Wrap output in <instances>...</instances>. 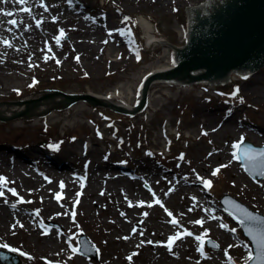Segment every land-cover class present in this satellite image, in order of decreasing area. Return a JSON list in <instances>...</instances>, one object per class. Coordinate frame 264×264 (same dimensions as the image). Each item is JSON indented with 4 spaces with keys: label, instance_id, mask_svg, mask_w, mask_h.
Listing matches in <instances>:
<instances>
[{
    "label": "rangeland",
    "instance_id": "rangeland-1",
    "mask_svg": "<svg viewBox=\"0 0 264 264\" xmlns=\"http://www.w3.org/2000/svg\"><path fill=\"white\" fill-rule=\"evenodd\" d=\"M209 1L67 0L77 19L71 29L81 24L100 29L93 59L97 70L82 64L69 34L59 43L55 35L44 45L39 38L26 45H36L33 54L8 49L16 55L11 71L23 83L0 90V103L56 91L103 94L121 86L126 102L134 106L151 66L172 65L173 47L184 45L190 8ZM143 22L170 48L149 46ZM4 54L0 50V58ZM45 55H50L49 63ZM38 57L44 62L34 65ZM238 75L224 84L206 81L179 89L155 80L147 90L154 106L132 116L81 100L84 107L67 114L58 106L36 119L0 121V239L21 249V264H246L249 245L219 199L229 195L264 216V180H252L243 171L232 147L244 140L258 145L252 135L264 139L252 132H264V68L246 79ZM225 120L235 128L224 133ZM29 152L37 166L23 163ZM45 173L52 180L45 181ZM78 175L87 180L84 187ZM110 179L120 183L112 185ZM169 213L182 231L170 224ZM52 223L66 229L65 237L59 232L42 237L38 226L46 229ZM184 229L193 236L184 235ZM80 233L96 247L97 260H86L64 244L66 238L77 249ZM177 234L169 251V239Z\"/></svg>",
    "mask_w": 264,
    "mask_h": 264
},
{
    "label": "water",
    "instance_id": "water-1",
    "mask_svg": "<svg viewBox=\"0 0 264 264\" xmlns=\"http://www.w3.org/2000/svg\"><path fill=\"white\" fill-rule=\"evenodd\" d=\"M190 16L187 43L181 48L174 47L175 68L162 73L161 79L187 84L199 79L219 78V84H224L225 73L248 70L255 75L258 69L264 67V0H212L191 7ZM155 77L146 80L140 103L131 113L138 112L144 106L148 86ZM61 94L56 91L48 96ZM64 98L68 105L78 100L104 105L91 95H64ZM37 104L38 101H35L31 105L35 107ZM116 108L126 112L121 107ZM28 114L26 109L12 118ZM8 119L10 118L0 117L1 121ZM262 152L264 147H254L248 142L240 148L241 161L252 176L264 177L261 174L264 173V160L260 163L249 161L251 153L256 155ZM222 200L230 215L252 242L255 257L249 264H264V233L258 229L264 223L263 217L229 196ZM256 229L258 234L253 232ZM0 254L8 259L13 258L9 254ZM0 264H19V261Z\"/></svg>",
    "mask_w": 264,
    "mask_h": 264
},
{
    "label": "bare ground",
    "instance_id": "bare-ground-1",
    "mask_svg": "<svg viewBox=\"0 0 264 264\" xmlns=\"http://www.w3.org/2000/svg\"><path fill=\"white\" fill-rule=\"evenodd\" d=\"M161 1V0H160ZM43 4L47 6V11L44 10V7H41L40 5ZM28 8L31 10V14L29 15L28 12H25L23 9ZM68 10H71L69 8L67 0H26V3L20 4L17 2V0H0V50H3L6 52V54L3 55L2 58H0L1 66H0V90L6 91L11 89V86L13 84H22L23 80L18 77L17 75H14L11 71V59L15 57L16 55L14 53H11L8 51V49H17L18 47L24 49L22 50L21 54H26L28 52H31L32 54L35 53V47L36 45L32 46L31 49H26V45L29 42H33V44H37L39 38H42L41 44L44 45L47 40H51L52 35H61V31L63 32V35H61L62 39L64 36V33L69 34L70 38L68 39V42H73L69 43L72 46L75 47V50H78L80 53V56L82 57L81 62L84 66L92 68L91 66L94 65L92 70H97L98 65L96 64V60H93L97 57V53L95 48L100 44V40L102 39V34L100 33V29L92 27V26H85V25H77L73 27L72 29L70 26L77 21L76 17H74ZM5 12H11L13 13L12 16H6L3 15ZM190 15V11L188 13ZM10 20H15L16 24L12 25L8 23ZM37 21H40L39 27H37ZM45 21H49L50 23L45 24ZM106 23V22H105ZM104 22L102 24L105 25ZM58 25L59 27H56ZM142 26L145 29L147 39L150 41L151 45L152 44H165L166 47H169V43L166 40H163L162 38L158 37H153L151 34L150 30H146V23H142ZM100 28H103L102 26H99ZM69 33H68V29ZM78 40V41H77ZM5 41H7L8 45L5 44ZM77 42V43H76ZM2 45L7 46L4 48ZM45 49V47H43ZM25 51V52H24ZM170 51V49H169ZM36 56V55H35ZM46 58L44 61L49 63V57L50 55H45ZM54 58V57H52ZM33 60V58H32ZM42 59L38 57L35 62V64L43 63L44 61H41ZM162 61V59H161ZM100 61V65H101ZM28 67L32 68L33 64L28 61L27 64ZM171 66L169 63L164 64V65H157L154 64L151 66L149 70V74L154 73L153 76H156L154 79L158 80L155 83H166L167 85L170 84H176L177 88L180 87H186V86H192L195 84H205L206 81L210 82L207 83L209 86L217 85L219 84V78L211 79H199L198 81L194 83H187V85H183L182 83L179 82H164L160 81V75L165 72L167 69H171ZM22 68V67H21ZM261 69H258L257 71H260ZM24 71V70H22ZM243 71L239 72H228L224 74V80H229V78H232L233 75L241 74ZM28 73V71H26ZM244 73L241 74L244 75L245 77H240L242 79H246L250 76H253L252 73H249L248 70H246ZM225 80V81H226ZM251 80V79H250ZM250 83V82H249ZM179 87V88H180ZM123 87L119 86L117 89L115 88L112 91H109L107 93H87L96 99L100 101L103 106H108L111 109H115L116 106L121 107L124 109L126 112H131L132 109L134 108L132 104H129L126 102V97H123L126 92L121 90ZM178 88V89H179ZM185 90V88H183ZM117 94L119 97H117ZM128 94V93H127ZM264 94V93H263ZM47 95H36V97H31L25 98L19 101H15L13 103H0V117H13L17 115L20 110H24L25 108L27 109V112L29 114L27 116H21L18 118H27V119H32L36 117H41V115L45 113H49L50 109H53L55 107H58V110H63L62 112L69 113L70 110L76 111V107L83 106V103H76L73 106L68 105L67 101L65 100L64 96L62 95H56L53 97H49ZM78 95V94H77ZM134 95V94H133ZM49 97V98H48ZM122 97V101H117V99H120ZM35 101H38V104L33 107L31 104H33ZM153 100H151V93H149L147 97V103L144 106V108L135 114H130V113H125L130 115H137V114H142L145 110H150L153 105ZM67 109V110H65ZM65 110V111H64ZM51 116V118L54 116V112L50 113L47 115V117ZM56 116H58V112H56ZM228 120H225L224 128L223 131L224 133L231 129V127L235 128L230 122L226 123ZM250 130V128H246ZM252 132L254 133H261L264 137V132L260 128L258 129H252ZM234 134V133H233ZM258 145L264 144V139H257L253 135L251 136ZM7 153L5 152V157ZM1 157V156H0ZM5 159V158H4ZM23 163L27 164L28 166L34 165V162L36 161V158L34 157V154L29 152L27 153V157L22 158ZM62 166L65 167L64 163H62ZM18 170V168L16 167ZM16 170V172H17ZM24 172V171H22ZM94 172H92V175ZM104 176V175H103ZM107 177H111V175H108ZM122 180V179H120ZM111 184L114 185L116 183H120V181L116 182L114 179H110ZM192 182H189L191 184ZM9 215V214H8ZM6 217V216H4ZM165 230V229H164ZM42 237H50V235L42 234ZM1 244H8L9 246L13 247L15 250H17V246L11 242L4 241L3 239H0ZM53 247V244L50 245ZM19 248V247H18ZM20 249V248H19ZM19 256V255H18ZM46 258V257H44ZM74 258L69 255V260H73ZM69 260H64V261H69ZM53 261V260H51Z\"/></svg>",
    "mask_w": 264,
    "mask_h": 264
},
{
    "label": "snow or ice",
    "instance_id": "snow-or-ice-1",
    "mask_svg": "<svg viewBox=\"0 0 264 264\" xmlns=\"http://www.w3.org/2000/svg\"><path fill=\"white\" fill-rule=\"evenodd\" d=\"M17 2L20 3V4H24V3H26V0H17ZM40 6H41V7H44V10H45V11L48 10V9H47V6H45V5H43V4H41ZM23 10H24L25 12H28L29 15L31 14V10H30V9H28V8H24ZM3 15H6V16H12L13 13H11V12H5V13H3ZM125 19L127 20V18H125ZM8 23H10V24H12V25H15V24H16V21H15V20H10V21H8ZM39 24H40V21H37V27H39ZM61 35H63V32H62V31H61ZM57 43H59V40H57ZM5 44H6L7 46H11V45H8V44H7V41H5ZM57 63H59V62H57ZM232 147L235 148V149H239V148H240V144H233ZM247 151H248V150H246V152H247ZM236 155H237V154L234 152V153H233V156L235 157ZM261 155H264V152H262ZM222 167H223V166H222ZM218 171H219V169H216L212 174H213V175H216ZM261 174L264 175V173H261ZM2 183H4V178H3V177H0V184H2ZM205 184L207 185L208 182L205 181ZM61 187H63V185H61ZM81 187H83V184H81ZM12 194H13V195H16L15 190H12ZM0 196H3V192H2V191H0ZM157 203H159V201H157ZM149 206H151V205H149ZM190 210H191V209H190ZM73 215H74V214H73ZM169 215H171V214L169 213ZM245 215L247 216L246 213H245ZM248 218L251 219V217H248ZM171 223H173V225H177L178 222L175 221V220H172ZM197 223H201V224H202V221H198ZM221 227L223 228V227H225V226H224L223 224H221ZM187 234H188V235H191V233H187ZM178 238H179V234H177L176 237H171V238L169 239V242H168V245H167V247L169 248V251H171V245H172L173 241H174L175 239H178ZM149 243H152V242L149 241ZM72 251H73V252H77V249L73 248ZM249 259H252V257L250 256Z\"/></svg>",
    "mask_w": 264,
    "mask_h": 264
}]
</instances>
